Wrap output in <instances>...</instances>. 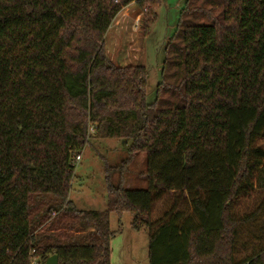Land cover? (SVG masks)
I'll return each mask as SVG.
<instances>
[{"label":"trees","instance_id":"obj_1","mask_svg":"<svg viewBox=\"0 0 264 264\" xmlns=\"http://www.w3.org/2000/svg\"><path fill=\"white\" fill-rule=\"evenodd\" d=\"M132 3L145 33L160 0H0V264H110L111 213L148 231V264H264V248L236 257L259 211L233 214L264 192V0H185L152 103L145 66L105 50ZM92 139L144 153L147 188L106 175V209L78 211L73 159ZM177 194L191 217L155 214Z\"/></svg>","mask_w":264,"mask_h":264},{"label":"rangeland","instance_id":"obj_2","mask_svg":"<svg viewBox=\"0 0 264 264\" xmlns=\"http://www.w3.org/2000/svg\"><path fill=\"white\" fill-rule=\"evenodd\" d=\"M160 1L156 18L145 33L142 26L145 11L137 6H131L124 8L115 17L111 24L113 28L104 38L106 54L113 64L126 67L139 63L147 69L148 77L145 87L147 103L155 101L156 89L161 81L164 49L169 39L176 34L179 16L185 7V0ZM137 35L141 38L137 39ZM73 163L75 170L70 180L68 199L78 211L106 209V175L110 176L114 187L121 181L124 189L147 188V182L144 179L146 155L144 153L129 154L127 148L118 139L90 140L85 149L74 156ZM108 169L112 170L106 174ZM165 198L162 201L165 205L159 207L155 214L160 213L167 205L176 203V212L181 213L184 218L192 216L191 205L187 199L180 198L179 194ZM44 202L49 203L46 199ZM257 211L259 213L253 225L243 226L239 230L240 245L237 247L238 255L236 256L238 258L264 248V192L253 189L246 196L239 198L233 206V214L236 218L257 213ZM110 220L111 229L117 230V226L121 229L120 236H115L116 240L111 246L110 264H148V231L146 229L132 231L129 214H123L120 219L117 215H110ZM56 221L53 225L57 224ZM47 227L42 225L40 230L46 232ZM56 232L59 233L60 230ZM61 240L64 241L65 238ZM220 257H224L223 251Z\"/></svg>","mask_w":264,"mask_h":264},{"label":"crops","instance_id":"obj_3","mask_svg":"<svg viewBox=\"0 0 264 264\" xmlns=\"http://www.w3.org/2000/svg\"><path fill=\"white\" fill-rule=\"evenodd\" d=\"M131 6H135V4H130L127 8H129V7H131ZM126 8V9H127ZM113 28V25L112 26H110V28L108 29V31H107V33L106 34H108V32L111 30ZM106 36V35H105ZM137 39H139V38H141V37H139V35H137ZM137 64H139V63H137ZM136 64V65H137ZM110 215H117V214H115V213H111ZM123 215V214H122ZM121 215V216H122ZM118 217H119V219L121 218V216H119V215H117ZM109 227H110V229H111V220H110V216H109ZM117 230H115V229H111L112 231H114L115 232V236H120V234H121V229H120V226H117ZM130 228H131V230L132 231H135V232H138V231H136V230H134V229H132V227H131V221H130ZM115 236L112 238V240L110 241V246H112V244L114 243V241L116 240L115 239ZM148 249V248H147ZM148 251V250H147ZM111 253H112V248H111ZM110 257H111V254H110ZM147 258H148V255H147Z\"/></svg>","mask_w":264,"mask_h":264},{"label":"water","instance_id":"obj_4","mask_svg":"<svg viewBox=\"0 0 264 264\" xmlns=\"http://www.w3.org/2000/svg\"><path fill=\"white\" fill-rule=\"evenodd\" d=\"M45 264H57V256L53 255L50 256L46 261Z\"/></svg>","mask_w":264,"mask_h":264}]
</instances>
